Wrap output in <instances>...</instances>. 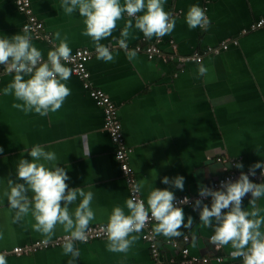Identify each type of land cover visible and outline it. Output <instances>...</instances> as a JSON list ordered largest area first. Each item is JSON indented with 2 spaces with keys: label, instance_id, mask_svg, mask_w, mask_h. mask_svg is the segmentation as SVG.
Listing matches in <instances>:
<instances>
[{
  "label": "crops",
  "instance_id": "crops-1",
  "mask_svg": "<svg viewBox=\"0 0 264 264\" xmlns=\"http://www.w3.org/2000/svg\"><path fill=\"white\" fill-rule=\"evenodd\" d=\"M30 3L33 14L43 24L44 35L43 38H35L30 32L28 35L44 60L48 51L59 44L55 39L57 31L61 38L67 37L72 54L77 50L91 53L86 64L88 82L107 94L116 106L124 143L130 151L128 163L141 186L140 197L146 207L152 188H168L179 197L197 195L199 184L210 187L232 170L228 162H219L218 158L241 163L242 169L235 167L238 171H248L251 165L264 163V24L250 30L251 25L264 20V0H165V11L176 20L174 31L162 38L146 39L133 27L127 43L130 49L155 45L166 59H148L141 52L133 61L127 59L125 51L115 43L128 20L125 15L117 22L112 36L101 40L111 47L114 56L107 63L96 58L91 38L81 34L84 24L78 11L66 15L60 7L61 0H30ZM190 5L205 10L210 20L206 31L187 26L185 14ZM25 24L26 17L17 11L15 0H0V38L24 34ZM224 44L227 48L221 49ZM214 48L219 51L211 52ZM195 53L202 57L200 63L179 60ZM201 63L208 69L203 77L198 75ZM3 68L0 66V70ZM14 75L13 72L0 76V148L3 149L0 252L9 253L16 247L27 249L21 255H6L7 264H68L72 257L64 254L62 246L28 250L35 242L44 240L33 230L35 221L30 213L17 223L11 222L15 211L8 208L3 191L7 179H15L19 159H30L24 149L30 151L32 146L40 144L46 151L55 152L58 158L55 163L65 168L70 177L66 181L69 187L94 193L91 208L95 219L89 226L107 224L108 215L117 205L129 214L125 204L129 190L115 159V147L103 129L102 109L90 98L82 81L71 74L64 82L71 94L62 107L41 117L35 112L13 108L14 103L22 102L12 94H3ZM177 175L185 178L182 192L161 183L163 177L171 179ZM250 199V193L243 198L242 206L247 211H251ZM256 204L264 210V197ZM183 210L185 223L187 216L193 217L191 229H181L184 235L171 238V242L153 232L158 250L156 259L140 232L132 234L138 239L127 253L108 251L107 238L75 241L74 247L80 255L73 264H155L157 260L164 263L179 260L180 249L184 247L190 256L212 257L214 249L209 237L213 229L200 223L198 212L192 207ZM64 235L67 234L58 225L51 241ZM184 237L188 238L187 242L182 241ZM174 242L177 247L173 246ZM231 251L230 245L221 248L223 253Z\"/></svg>",
  "mask_w": 264,
  "mask_h": 264
},
{
  "label": "clouds",
  "instance_id": "clouds-1",
  "mask_svg": "<svg viewBox=\"0 0 264 264\" xmlns=\"http://www.w3.org/2000/svg\"><path fill=\"white\" fill-rule=\"evenodd\" d=\"M164 2L165 0H123V3L121 0H61L60 7L66 15L78 11L84 24L81 34L91 38L96 58L107 63L112 62L114 56L111 47L102 44L101 40L112 36L117 22L125 15L128 20L115 43L125 51L129 61H133L139 51L130 49L127 43L133 27L146 39L162 38L174 31L176 20L171 13L165 11ZM185 22L189 29L199 27L206 31L210 26L205 10L198 5L189 6ZM55 39L59 40V44L48 51L45 61L42 52L33 46L27 28L24 34L14 35L10 39L0 38V66H4L9 74L15 73L12 82L3 89V94H12L17 101L22 102L14 103L13 108L25 113L35 112L43 117L49 112L58 111L71 94L64 82L72 74V69L65 66V63L73 59L72 50L67 37L61 38L59 31L55 33ZM207 72L208 69L201 63L198 75L203 77ZM24 151L30 159H19L16 177L7 179L3 191L8 208L15 211L11 222L17 223L30 213L35 221L32 228L44 237L45 245L52 240L56 227L62 226L63 232L67 234L63 237V252L71 255L72 260L68 264H73L80 255L74 242H87L89 224L95 219L91 208L94 193L81 187H69L66 181L70 177L65 168L55 163L58 159L55 152L46 151L40 144L32 146L30 151L27 148ZM2 152L3 149L0 148V153ZM234 166L237 169L243 168L241 163ZM257 169L260 170L261 178H264V163L258 162L249 167L247 174L241 171L235 181L231 178L220 181L217 190L199 184L200 198L191 204L192 210L198 212L200 223L213 229L209 243L215 249L230 245V257L240 259L242 264H264V215L261 214L264 210L256 204L258 199L264 197V182L254 183L249 179L250 176H256ZM161 183L182 192L185 178L177 175L170 179L165 176ZM140 190L141 186L135 185L133 196L125 201L129 214L126 215L124 208L117 205L108 215L107 224L102 228L107 238L108 251L127 253L138 239L132 234L140 233L150 219L155 221L153 232L168 238L170 242L171 238L184 235L181 229H191L193 217L187 216L185 223L182 207L189 204L187 196L183 200H177L175 193L168 188H152L147 196L146 207L145 202L135 195ZM249 193L251 211L242 206L243 198ZM209 198L210 204L205 203ZM73 205H76L74 210ZM0 239H3L2 234ZM192 240L195 246L196 237L193 236ZM0 264H7L4 253H0Z\"/></svg>",
  "mask_w": 264,
  "mask_h": 264
},
{
  "label": "built area",
  "instance_id": "built-area-1",
  "mask_svg": "<svg viewBox=\"0 0 264 264\" xmlns=\"http://www.w3.org/2000/svg\"><path fill=\"white\" fill-rule=\"evenodd\" d=\"M15 6L17 8V11L21 14H23L26 17V24L23 27V30L26 28L28 29V32H30L35 38H38L41 36L43 38V24L36 18V16L33 14L32 9H31V3L30 0H15ZM264 24V20H259L255 24L250 26V30H255L260 28ZM45 39L48 40L47 36H44ZM235 44V42H233ZM227 45L224 44L221 46V49H226ZM133 49H139L138 52L143 53L146 55L148 59H166L165 56H163L162 51L160 48H158L155 45H150V46H136ZM213 53H217L219 51V48H214L210 50ZM73 59L65 63V65H68L70 69H72V75L80 79L83 83V87L88 91V94L90 98L95 102V104L102 109L103 112V129L108 133L109 138L111 142L113 143L115 147V159L119 165V170L121 171L123 177L125 178L128 190H129V198L133 196V188L135 185H138L135 177H134V171L132 167H130L128 163V156H129V149L126 147L122 135V127L121 123L118 119L117 116V109L114 103L110 100L107 94H105L102 90L96 89L92 87L88 80H89V73L86 69V64L87 62L91 59V53L87 50H77L72 54ZM171 59L173 56L170 57ZM181 62L182 61H194L197 63H200L202 60V57L198 54H192L188 57H183L179 59ZM46 61V60H45ZM4 73H8L5 68L0 70V76L3 75ZM217 161L229 164L232 168L230 172H226L219 178H217L212 185L210 186L213 188V190H217L219 188V183L220 181L227 180L231 178L233 181L238 179L241 171H238L235 169V164L237 161L235 160H228L226 161L225 159H220L218 158ZM245 174L248 173V171H243ZM249 179L254 182V183H261L264 182V178H261L260 176V170L256 171V176L255 177H249ZM135 195L141 199L140 197V192L135 193ZM185 196H179L176 197L177 200H183ZM189 198V204L188 205H182V207H191L192 202H194L196 199H199V195L195 196H187ZM142 200V199H141ZM210 201V198L208 200H205L204 202L207 203ZM146 206V205H145ZM150 216V213H149ZM106 224L102 225H92L89 226L90 231H88V239L87 241H91L94 239H106V236L104 232L102 231L103 226ZM155 225V221L149 220L148 223L146 224L145 228L141 231L142 232V239L146 241L149 244L150 252L153 258L156 259L158 250H157V244H156V237L153 233V227ZM65 236V235H64ZM59 237L53 241H50L47 245L43 243V241H37L31 247L28 248V250L36 251V250H41V249H48V248H53V247H59L63 245V237ZM210 238V237H209ZM183 242H187V240L182 238ZM174 247H177V243L174 242L173 244ZM214 249V254L212 257H195V256H190L189 255V250L184 247L180 249L181 252V259L178 261H169V262H160L157 260L155 264H191V263H197V262H202V263H207L208 261H214L215 263H223L225 261H234V260H240V259H232L230 257V252L226 253L224 257L219 256V253L221 252L220 249ZM26 248L22 247H16L9 253H6L5 251L0 252L4 253L6 255L12 254V255H21L22 253L26 252ZM219 258V259H218ZM241 261V260H240Z\"/></svg>",
  "mask_w": 264,
  "mask_h": 264
},
{
  "label": "trees",
  "instance_id": "trees-1",
  "mask_svg": "<svg viewBox=\"0 0 264 264\" xmlns=\"http://www.w3.org/2000/svg\"><path fill=\"white\" fill-rule=\"evenodd\" d=\"M226 253H223V252H220L219 253V256H222L224 257ZM182 257L179 258V260L181 259ZM178 261V260H177ZM191 264H242V261L240 260H234V261H225L223 263H215L214 261H208L207 263H202V262H197V263H191Z\"/></svg>",
  "mask_w": 264,
  "mask_h": 264
}]
</instances>
